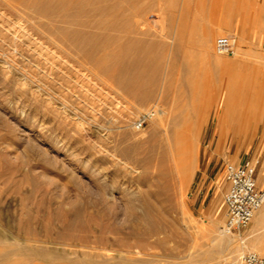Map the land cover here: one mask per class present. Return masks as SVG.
Returning <instances> with one entry per match:
<instances>
[{
  "label": "rangeland",
  "instance_id": "obj_1",
  "mask_svg": "<svg viewBox=\"0 0 264 264\" xmlns=\"http://www.w3.org/2000/svg\"><path fill=\"white\" fill-rule=\"evenodd\" d=\"M235 2L264 14V0H0V264H244L259 253L245 229L209 254L226 164L264 178V24L229 35L232 55L215 51ZM130 42L148 63L149 99L118 82ZM160 108L176 115L172 130H191L189 174L165 147L174 134L153 137L152 119L135 128Z\"/></svg>",
  "mask_w": 264,
  "mask_h": 264
},
{
  "label": "bare ground",
  "instance_id": "obj_2",
  "mask_svg": "<svg viewBox=\"0 0 264 264\" xmlns=\"http://www.w3.org/2000/svg\"><path fill=\"white\" fill-rule=\"evenodd\" d=\"M44 2V1H43ZM42 2V3H43ZM42 12V11H41ZM92 24V23H91ZM102 24V23H101ZM101 26V25H100ZM38 28V27H37ZM40 30V29H39ZM48 31V30H47ZM111 36V35H110ZM211 39L212 37H206L204 41H202V47H203V50H204V55L205 57H207L208 59H211L210 56H211ZM107 45V44H106ZM99 46V45H98ZM84 49V47H82ZM91 49V48H89ZM105 50V49H103ZM67 51V50H65ZM81 51V50H80ZM125 51V54L128 55V59L127 60H122L120 62V67H119V70H120V75H118V82L121 86L125 87V88H133V89H136L138 90L139 92V97L143 100V99H149L151 96H152V91L150 90V88L148 86H150L152 84V82L150 83V85L148 83H146L145 81H142V78H141V75L139 74V70L142 68L143 64H145L146 62H144L143 58L141 57H138L136 55V52L134 50V45H133V42H130V44L128 46H126V48L124 49ZM100 54V53H99ZM73 56V55H72ZM99 57V56H98ZM76 58V57H75ZM214 63L217 64V65H221L222 64L219 62V59L218 58H214ZM121 60V59H120ZM148 64V63H146ZM226 66V65H225ZM86 67V66H85ZM88 67V66H87ZM97 67V66H96ZM228 67V66H227ZM91 69V68H90ZM97 69V68H96ZM157 67L156 66H152V70H156ZM257 70H258V73L264 77V60H259L257 62ZM256 70V71H257ZM93 71V70H92ZM97 73V72H96ZM259 76V75H258ZM146 79V78H144ZM147 80V79H146ZM116 81V80H115ZM120 89V88H119ZM135 90V91H136ZM260 90V89H259ZM133 91V90H132ZM136 97V96H134ZM245 109V108H244ZM250 112V111H249ZM254 116V115H253ZM245 118V117H244ZM172 119L176 120V115H172L170 114V112L168 110H165L163 108H160V109H156L155 110V114L154 116L152 117V120H153V123L155 124V128H154V132H153V137H158L160 136L161 134V129H164L166 131V134H169V133H172L174 134V138H167L168 139V144L166 147V149H168V151H172L174 152V157L176 160H177V163H178V167L183 169L184 172H186V174H189V172L191 171V166H192V159H189L190 157V151L192 150V145H189L187 144V141L189 140L190 137H187L190 133H191V130H188L187 127H185L186 129H175V130H172V127H168L170 122L172 121ZM224 116L222 117L221 119V123L223 124V121H224ZM227 121V120H226ZM177 122L174 121V125H177L176 124ZM172 124V123H171ZM182 124V123H181ZM173 126V125H172ZM179 126V125H178ZM182 126V125H181ZM193 126V125H192ZM180 127V126H179ZM192 129V128H191ZM163 131V130H162ZM241 131V130H240ZM195 133V132H194ZM165 135V133H164ZM161 137V136H160ZM192 140V139H191ZM166 143V142H165ZM163 149V148H162ZM161 149V150H162ZM153 150V149H152ZM153 152V151H152ZM151 152V153H152ZM114 155V154H113ZM167 155V154H166ZM163 156V155H162ZM181 157V158H180ZM118 158V157H117ZM135 158V157H134ZM122 161V160H121ZM159 161V160H158ZM162 163V162H161ZM139 169V168H138ZM137 170V169H136ZM138 171V170H137ZM122 193V192H121ZM106 195V194H105ZM144 200V199H143ZM105 201V200H104ZM89 204V203H88ZM146 205H149V204H146ZM264 207V203L262 205V207L260 209H262ZM139 208V207H138ZM109 209V208H108ZM107 209V210H108ZM259 209V210H260ZM151 218V217H150ZM141 219V218H140ZM255 219H256V215H255ZM138 220V219H137ZM75 222V221H74ZM139 226V225H138ZM212 234V233H211ZM226 236L229 237L230 241L227 240ZM213 243L215 244V249H211L209 251V254H220V248L221 246H223L224 244L226 243H229V242H233L234 240H232V235H226L224 234L223 231H219L218 233L215 232L213 234ZM260 238V236H259ZM247 243L248 240H247ZM41 244V243H40ZM40 244H37V245H40ZM250 244V243H249ZM36 245V247H37ZM248 244L245 245V247L247 246ZM41 246V245H40ZM39 246V248H40ZM33 247V246H32ZM43 247V246H41ZM218 247V248H217ZM46 248V247H45ZM213 248V247H211ZM231 248V247H230ZM233 248V247H232ZM34 249V247H33ZM223 249V248H222ZM241 249V247L239 248H233V252L232 253H237L238 254V251ZM47 250V249H46ZM225 251V249H224ZM222 252V251H221ZM243 252V251H242ZM235 253V255H236ZM213 254V255H214ZM43 255V254H42ZM7 256V255H6ZM217 256V255H216ZM223 256V255H222ZM221 256V258H222ZM5 257V256H4ZM213 257V256H212ZM224 257V256H223ZM8 258V257H6ZM167 258V257H166ZM205 258V257H204ZM211 258V257H210ZM130 259V258H129ZM197 258L196 256H194L193 258H191L192 261H196ZM235 259V258H234ZM237 259V257H236ZM235 259V260H236ZM146 260V259H145ZM147 260H151L150 258L147 259ZM146 260V262H147ZM167 260V259H165ZM203 260V259H201ZM124 261V260H123ZM126 261H130V260H126ZM155 261V260H154ZM170 261V260H168ZM175 262V264H180L178 263L177 261L175 260H172ZM198 261V260H197ZM240 261V259H239ZM238 261V262H239ZM134 262L136 261H133L132 264H134ZM139 262V261H138ZM136 262V263H138ZM153 262V260H152ZM171 262V261H170ZM140 263V262H139ZM168 263V262H167ZM173 263V262H172ZM237 263V262H236ZM95 264V263H94ZM97 264V263H96ZM99 264V263H98ZM107 264V263H106ZM112 264V263H110ZM115 264V263H114ZM119 264V262H118ZM126 264V262H125ZM130 264V263H128ZM159 264V262H158ZM239 264V263H238Z\"/></svg>",
  "mask_w": 264,
  "mask_h": 264
},
{
  "label": "built area",
  "instance_id": "obj_3",
  "mask_svg": "<svg viewBox=\"0 0 264 264\" xmlns=\"http://www.w3.org/2000/svg\"><path fill=\"white\" fill-rule=\"evenodd\" d=\"M234 46V39L229 35L220 36L215 41V51L219 55H232ZM154 114L155 110L142 113L135 122V128L142 129ZM256 175V167L253 165L226 164L225 180L228 189L224 196L226 207V218L222 226L224 234H240L249 227L257 211L262 207L264 190L258 187ZM242 260L244 264H264V256L256 252L244 254Z\"/></svg>",
  "mask_w": 264,
  "mask_h": 264
},
{
  "label": "crops",
  "instance_id": "obj_4",
  "mask_svg": "<svg viewBox=\"0 0 264 264\" xmlns=\"http://www.w3.org/2000/svg\"><path fill=\"white\" fill-rule=\"evenodd\" d=\"M230 23L225 29L228 35L235 34L240 39H244L247 35L250 27H258L260 24H264V14L263 16L259 14L258 11H251L247 6H239L237 2L233 4L230 8ZM258 187L264 190V178L262 177L261 171L256 175ZM246 239L250 246L255 247L259 254L264 256V207L257 211L256 219L254 217L253 221L249 227L244 232ZM260 236V238H259Z\"/></svg>",
  "mask_w": 264,
  "mask_h": 264
}]
</instances>
